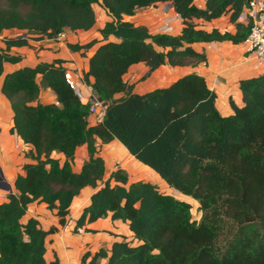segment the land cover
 <instances>
[{"label":"trees","instance_id":"obj_1","mask_svg":"<svg viewBox=\"0 0 264 264\" xmlns=\"http://www.w3.org/2000/svg\"><path fill=\"white\" fill-rule=\"evenodd\" d=\"M194 1L0 0V32L25 33L3 37L0 76L3 62L22 59L10 48L29 46V34L56 38L65 28L88 30L96 22L95 3L112 17L99 29L103 40L89 55L82 76L105 102L95 124L88 123L93 103L83 101L67 82L64 59L39 61L3 76L1 92L13 112L10 132L31 145L26 154L31 161L22 164L23 173L14 179L16 193L0 201V264H59L56 258L45 259L46 236L55 228L46 231L37 219L22 217L39 200L64 225L72 199L85 186L95 190L72 230L110 214L112 220L127 221L133 237L85 251L84 264L102 259L105 264H264V70L239 81L242 102L230 100L232 113L226 116L216 107L215 91L196 72L141 94L124 79L138 62L148 67L142 78L164 64L206 62L195 43L244 42L250 23L239 17L248 0H203V8ZM158 2L171 3L180 15L178 34L151 33L146 25L123 19ZM222 15H228L235 32L200 26ZM199 19L201 23L195 21ZM98 42L67 47L86 56ZM42 88L51 89L57 103L33 104ZM96 138L102 144L122 143L171 189L197 201L200 217H193L191 202L150 181H130L121 167L106 178ZM81 145L88 157L74 171L72 161ZM53 152L62 154V163Z\"/></svg>","mask_w":264,"mask_h":264},{"label":"crops","instance_id":"obj_2","mask_svg":"<svg viewBox=\"0 0 264 264\" xmlns=\"http://www.w3.org/2000/svg\"><path fill=\"white\" fill-rule=\"evenodd\" d=\"M193 3L197 7H205L203 0H195ZM94 5L98 6L104 15L101 24H97L96 18L92 28L76 31L65 28L56 38H40L38 34L32 37L29 34L31 37L29 46L10 48L11 52L19 53L22 59L16 63L3 62V74L0 76V183H6L10 187L0 186V201H6L9 194L16 193L13 185L14 179L17 174L23 173L22 164L31 161L19 149L20 146H23L29 151L31 145L25 144L19 136L10 132L13 125V112L8 99L1 92V84L5 73L23 66H34L39 61L50 62L55 58H62L65 60L64 66L67 68V76L79 83L83 94L88 96L91 101H101L100 108L105 106V102L99 100L91 87L82 80L83 72L88 68L89 55L103 40L99 29L104 26L105 22L112 20V17L99 4H93V8ZM167 15L171 16L170 25L172 30L163 33L178 34L181 30V17L174 12L169 2H158L155 5L140 8L133 15H123V19L134 24H144L151 33H157L162 32L160 25ZM239 20L245 23L243 15L240 16ZM195 21L201 23L200 19ZM200 26L205 30L217 28L220 31L235 32V26L229 21L228 15H222ZM24 34V32L17 29L3 30L0 32V50L5 48L2 40L4 36ZM93 39H97L99 42L86 51V56H81L80 52L71 51L67 47V43L83 44ZM109 39L114 40V37L109 36ZM193 46L196 50L203 51L206 54V62H200L193 67L164 64L151 71L146 78L142 77L148 71V67L144 62H138L129 67L124 79L133 85L134 92L141 94L158 87L167 86L184 74L196 72L202 75L208 87L215 91L218 111L224 116L231 114L230 100L236 105H240L242 102L239 81L259 75L264 67L255 65L246 58L244 42L232 43L229 40H223L199 42ZM89 79L92 81L91 77ZM120 96H122L121 92L116 94V97ZM36 103H57L56 95L51 89L42 88L38 98L33 102V104ZM100 117L96 116L95 113H91L88 117L89 125L95 124L100 120ZM96 145L98 154L105 162L106 178L117 167L128 171L130 181L144 180L142 178L146 174L152 175L150 171L153 170L136 160L118 140L102 144L96 138ZM52 155L58 158L60 163L63 162L64 157L62 154L53 152ZM87 157L86 146H79L72 161L73 170L79 171ZM166 186L170 189L167 184ZM94 190L95 188L91 186H85L72 199L70 213L64 225L59 223L55 210L48 209L44 202L35 200L28 205L22 221L33 217L38 220L42 229L47 231L52 227L55 228L53 232L48 233L46 236L45 259L48 263L56 258L59 264H84L81 257L85 251L94 252L100 247L108 248L115 240L131 239L133 237L132 232L128 229V222L112 220L110 214L92 223H86L77 231L72 230L75 220L81 214L83 208L89 204L90 196ZM100 264H105V259H102Z\"/></svg>","mask_w":264,"mask_h":264},{"label":"built area","instance_id":"obj_3","mask_svg":"<svg viewBox=\"0 0 264 264\" xmlns=\"http://www.w3.org/2000/svg\"><path fill=\"white\" fill-rule=\"evenodd\" d=\"M177 15L180 16L179 14ZM242 15L245 23H250L247 37L244 40L246 58L253 64L264 67V0H248L240 16ZM170 21L171 16L167 15L164 17L160 25L162 32H170L172 30ZM67 82L82 100H91L83 94L76 80L68 76ZM100 102L92 101L91 113L103 112L104 106L100 108Z\"/></svg>","mask_w":264,"mask_h":264},{"label":"rangeland","instance_id":"obj_4","mask_svg":"<svg viewBox=\"0 0 264 264\" xmlns=\"http://www.w3.org/2000/svg\"><path fill=\"white\" fill-rule=\"evenodd\" d=\"M93 9L95 11V15H96V18H97V24H101L102 23V19L104 17L102 11L96 5H94V8ZM6 33L8 34L9 32H6ZM31 35H32V37H35V36H33L35 34H31ZM95 114H96V116L99 115V113H96V112H95ZM19 149H20V152L21 153H24V155L26 156L28 150L26 148H24L23 146H20ZM150 172H151L152 175L146 174L145 176H143L142 179H144L145 181H150V182L154 183L155 185L158 186V188L162 192L174 194V195H176L179 198H182L184 200H187V201L191 202L192 203L191 204V212H192L193 217L196 218V219H198L200 217L201 213L198 210V203H197V201H194L192 199H189V198H187V197H185V196L177 193L175 190H173L171 188L169 189L166 186V184L161 180V178L156 173H154L153 171H150Z\"/></svg>","mask_w":264,"mask_h":264},{"label":"water","instance_id":"obj_5","mask_svg":"<svg viewBox=\"0 0 264 264\" xmlns=\"http://www.w3.org/2000/svg\"><path fill=\"white\" fill-rule=\"evenodd\" d=\"M100 100V99H99ZM0 186H6V187H10L8 184H6V183H0Z\"/></svg>","mask_w":264,"mask_h":264}]
</instances>
